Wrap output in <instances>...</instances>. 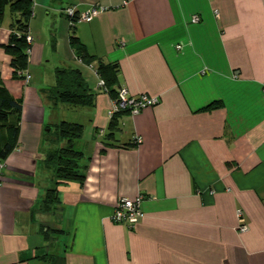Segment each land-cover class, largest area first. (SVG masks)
Segmentation results:
<instances>
[{
    "label": "crops",
    "instance_id": "1",
    "mask_svg": "<svg viewBox=\"0 0 264 264\" xmlns=\"http://www.w3.org/2000/svg\"><path fill=\"white\" fill-rule=\"evenodd\" d=\"M68 7L104 9L73 28ZM11 22L7 8L0 84L23 105L0 128V151L13 144L0 264H264V0H33L29 82L4 48ZM115 63L117 90L158 102L120 115L111 138L115 99L97 69ZM64 68L82 72L90 105L51 97ZM63 123L83 126L84 179L57 184L47 158L67 146ZM140 195L145 217L115 222L118 202Z\"/></svg>",
    "mask_w": 264,
    "mask_h": 264
},
{
    "label": "trees",
    "instance_id": "2",
    "mask_svg": "<svg viewBox=\"0 0 264 264\" xmlns=\"http://www.w3.org/2000/svg\"><path fill=\"white\" fill-rule=\"evenodd\" d=\"M9 8L12 16L10 28L12 30L9 43L4 45L5 50L12 55V67L14 69L15 78H25L28 72L30 45L27 41V35L30 30V19L33 15V0H0V24L5 20L6 9ZM74 28V25H73ZM71 43L80 57L84 60L88 59V54L84 49L80 39L76 36L71 37ZM101 79L104 81L103 86L114 99H117L119 90L116 88L117 72L119 64H111L106 66L101 64L97 69ZM51 97L59 99L61 102L73 107H85L91 104L92 94L86 86L82 72L79 69H60L57 71V84L50 89ZM23 100L14 98L8 89L0 84V128L6 126L11 115H17L20 121V113L22 111ZM211 105L209 108H214ZM129 112L123 110L117 112L112 117L111 129L108 137L116 135V119ZM19 124V123H18ZM19 132V125L14 126L13 133L15 138ZM83 132V126L78 123H63L60 127L61 138L67 140V146L62 148L56 154H51L47 158L49 164L56 166L57 184L72 180H83L84 174L80 167V159L82 152L74 147V141L80 138ZM115 132V133H114ZM137 141V140H136ZM136 144L138 142H135ZM13 149L12 143H6L0 151V159L5 158ZM55 191L48 192L46 202L55 200Z\"/></svg>",
    "mask_w": 264,
    "mask_h": 264
},
{
    "label": "built area",
    "instance_id": "3",
    "mask_svg": "<svg viewBox=\"0 0 264 264\" xmlns=\"http://www.w3.org/2000/svg\"><path fill=\"white\" fill-rule=\"evenodd\" d=\"M104 8L103 7H93L89 11L85 13H78L76 7H68L66 9V14L71 19V24L75 25L76 21H84L90 22L93 18L98 15ZM194 23L199 21L198 16H194ZM32 37L30 34L27 35L28 44L31 45ZM181 48V47H179ZM28 53H30V47L28 49ZM25 81L29 82L31 79V75L26 72L25 73ZM100 85L104 86L105 83L103 80L100 81ZM158 102L157 98H151L147 95H141L139 97H132L129 95V92L126 88H120L117 99H115L113 106L110 111V117L112 118L117 112L128 110L131 113H137L141 109L154 105ZM5 161L0 159V181L3 175V170L5 168ZM145 197L144 195H140L135 199L130 198H122L113 213V220L117 223H127L130 226H134L138 220L145 217V213L143 211L142 205ZM238 219H239V230L244 232L248 230V224L246 222V218L244 216L243 211H238Z\"/></svg>",
    "mask_w": 264,
    "mask_h": 264
}]
</instances>
